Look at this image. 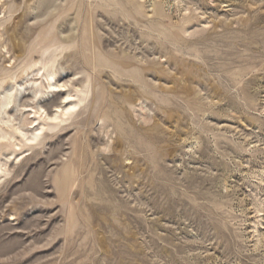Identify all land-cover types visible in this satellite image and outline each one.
Segmentation results:
<instances>
[{"label": "rangeland", "instance_id": "1", "mask_svg": "<svg viewBox=\"0 0 264 264\" xmlns=\"http://www.w3.org/2000/svg\"><path fill=\"white\" fill-rule=\"evenodd\" d=\"M0 71V264H264V0H0Z\"/></svg>", "mask_w": 264, "mask_h": 264}, {"label": "bare ground", "instance_id": "2", "mask_svg": "<svg viewBox=\"0 0 264 264\" xmlns=\"http://www.w3.org/2000/svg\"><path fill=\"white\" fill-rule=\"evenodd\" d=\"M7 4V3H6ZM6 20V19H5ZM3 22V21H2ZM3 24V23H2ZM16 35V34H15ZM20 40V39H19ZM18 40V41H19ZM72 40V39H71ZM70 40V41H71ZM69 41V40H68ZM60 42H62V41H60ZM17 43V42H16ZM64 43V42H63ZM65 44V43H64ZM74 44V43H73ZM61 46V45H60ZM18 47V46H17ZM70 47H72L71 45H70ZM56 48V47H55ZM54 48V49H55ZM53 49V50H54ZM57 49V48H56ZM65 49V48H64ZM64 49H57V50H55V53L51 56V58H48L49 60L47 61V66H48V70L45 72V78H46V80H47V83H48V86H47V89H53V88H55L56 87V85L54 84V82H55V79H56V74H57V72L58 71H56L55 70V64H56V62L58 61V59H59V57L64 53ZM69 49V48H68ZM45 52H46V50H45ZM20 53V52H19ZM48 52H46V54H47ZM64 55V54H63ZM46 56V55H45ZM72 57H73V55H72ZM100 57V56H99ZM99 57H97V58H99ZM26 58V57H25ZM46 58V57H45ZM69 58V60H70V57H68ZM74 58V57H73ZM72 58V59H73ZM101 59V58H100ZM99 59V60H100ZM46 60V59H45ZM76 60V59H75ZM74 60V61H75ZM103 60L106 62V60H105V58H103ZM39 62V61H38ZM66 62V61H65ZM72 63V62H71ZM98 63V62H97ZM110 63V62H109ZM98 64H100V63H98ZM108 64V63H107ZM100 65H102V64H100ZM99 65V66H100ZM60 66V65H59ZM13 67V66H12ZM16 67V66H15ZM67 67V66H66ZM69 67V66H68ZM71 67H72V65H71ZM10 68V67H9ZM21 68V67H20ZM41 68V67H40ZM60 68V67H59ZM13 69V68H12ZM11 69V70H12ZM56 69H57V66H56ZM40 70H42V69H40ZM29 70L28 69H26V70H24L23 72H22V74L23 73H25V74H27L26 72H28ZM60 71V70H59ZM67 71V70H66ZM1 72V71H0ZM62 72V71H61ZM29 73V72H28ZM1 74V73H0ZM59 74V73H58ZM16 75V74H15ZM34 75V74H33ZM32 75V76H33ZM65 75V74H64ZM21 76H23V75H21ZM43 76V77H44ZM3 77V76H2ZM1 77V78H2ZM10 77V76H9ZM1 78H0V80H1ZM17 78V77H16ZM20 78V77H19ZM24 78V77H23ZM32 78V77H31ZM4 78H2V80H3ZM6 79V78H5ZM4 79V80H5ZM21 79V78H20ZM36 79V78H35ZM44 79V78H43ZM43 79H41V80H43ZM1 80V81H2ZM40 80V79H39ZM38 80V81H39ZM60 80V79H59ZM62 80V79H61ZM0 81V82H1ZM10 81V80H9ZM58 82V81H57ZM10 83V82H9ZM9 83H7V84H9ZM25 83V82H24ZM26 83H27V81H26ZM30 83L32 84L33 83V87H35L36 88V92H35V94L36 95H38V94H42L43 93V88H42V86L41 85H39L38 83H37V81H35V80H32V81H30ZM43 83V82H42ZM56 83V82H55ZM1 84H3V83H1ZM13 84H14V82H13ZM29 84V83H28ZM41 84V83H40ZM60 84V83H59ZM58 84V85H59ZM18 86H21V85H18ZM26 86H28L27 84H26ZM45 87V86H44ZM76 87V86H75ZM17 88V87H16ZM25 89V85H24V87H23V89H19V90H14L15 92L13 93V94H10V95H6L5 97H4V99H3V97H2V99L3 100H1L2 101V103H1V105H0V122H2L4 125H6L7 127H10L11 126V124H13L14 123V121H13V119H11V116H10V113L8 112V108H9V106L11 105V104H15V107L16 108H18V107H21V106H24L25 105V103H24V100H20V96H21V94H22V92H23V90ZM32 89V88H31ZM34 89V88H33ZM59 89V88H58ZM3 90V89H2ZM53 90H55V89H53ZM27 91H29V90H27ZM69 91V90H68ZM31 92H33V90L31 91ZM46 92V91H45ZM44 92V93H45ZM23 94H24V92H23ZM71 94V93H70ZM75 95V94H74ZM34 96V95H33ZM45 96V95H44ZM43 96V97H44ZM64 96H66V95H64ZM63 96V97H64ZM24 97V96H23ZM73 97H75V96H73ZM40 98H41V96H40ZM71 98V97H70ZM69 98V99H70ZM1 99V98H0ZM61 99V98H60ZM68 99V98H67ZM74 99V98H73ZM35 100V99H34ZM54 101V100H53ZM66 101V100H65ZM59 102V101H58ZM58 102H56V103H58ZM62 102V101H61ZM60 102V103H61ZM44 103V102H43ZM53 103V102H52ZM59 103V104H60ZM63 103H64V101H63ZM33 105V104H32ZM78 104L77 103H71V104H69L68 105V107L66 108V109H64V110H62L61 112H62V114H67V112H69L71 109H74L76 106H77ZM14 106V105H13ZM12 106V107H13ZM29 106H31V105H29ZM37 106V105H36ZM46 106H49V105H46ZM51 106L53 107V105L51 104ZM50 106V107H51ZM56 106V105H55ZM88 106V105H87ZM49 107V108H50ZM59 106L57 105V107L56 108H58ZM64 107V106H63ZM33 108V107H32ZM42 108H43V106L41 105V104H39L38 106H37V109H36V112H38V113H40V112H43L42 111ZM48 108V109H49ZM55 108V107H54ZM93 108V107H92ZM90 109V108H89ZM45 110V109H44ZM60 110V109H59ZM58 110V111H59ZM45 112H46V110H45ZM49 112V111H48ZM47 113V112H46ZM51 114H52V112H50ZM12 114V113H11ZM41 114V113H40ZM49 114V113H48ZM53 115H55V114H53ZM42 116H44V114L42 115ZM13 117V116H12ZM14 118V117H13ZM56 118H58L57 120H59V115H56ZM17 121V120H16ZM53 121H54V119H53ZM56 121V120H55ZM35 122V121H34ZM24 125L25 124H23V127H24ZM19 127V126H18ZM21 128V127H20ZM20 128H17V130L18 131H20L21 132V134H22V136L24 137V139H25V141H27V142H34L35 140H37L38 139V137L40 136L39 135V133H38V131H40L41 129L39 128V129H36L31 135H28V134H26V132H23ZM24 130V129H23ZM27 131V130H26ZM42 132V131H41ZM10 137L12 138L13 136L11 135V134H9L6 130H5V128H2V127H0V141L1 140H9L10 139ZM17 138V137H16ZM12 140V139H11ZM39 140V139H38ZM3 149V148H2ZM1 165V164H0ZM5 165V164H4ZM3 165V166H4ZM6 166V165H5ZM4 168V167H3ZM7 168V167H6ZM1 170H2V168H0ZM67 178V177H66ZM64 184V183H63Z\"/></svg>", "mask_w": 264, "mask_h": 264}]
</instances>
